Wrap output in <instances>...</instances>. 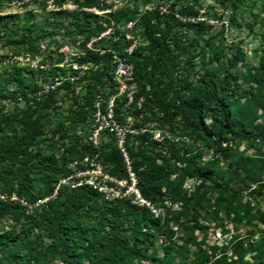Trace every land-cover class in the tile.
I'll use <instances>...</instances> for the list:
<instances>
[{
  "label": "trees",
  "instance_id": "trees-1",
  "mask_svg": "<svg viewBox=\"0 0 264 264\" xmlns=\"http://www.w3.org/2000/svg\"><path fill=\"white\" fill-rule=\"evenodd\" d=\"M11 1L0 0V11ZM31 1L41 19L34 9L0 14V41L11 50L10 61L0 56V194L6 196L0 226L8 222L0 229V264H264L263 235L255 241L234 233L210 248L204 237L206 222L264 225V35L251 58L224 36L226 24L239 25L244 8L254 7L251 0H214L203 12L176 8V1L166 11L136 0L119 7L110 0H51L52 9L47 0ZM128 32L138 39L129 55L137 90L126 112L144 119L121 147L111 133L97 148L85 140L86 128L98 96L104 108L117 91L112 55L125 54ZM58 34L81 38L73 61L84 70L60 65L62 57L36 70L18 65V56ZM7 98L15 106L3 111ZM126 102V95L115 96L120 124ZM150 122L179 132L181 140L155 139ZM242 142L256 153L240 151ZM201 143L212 150L208 159ZM124 152L140 194L161 214L129 197L105 199L88 184L72 186L78 178L69 163L85 156L128 178ZM61 178L68 183L58 185ZM243 192L253 200L244 201Z\"/></svg>",
  "mask_w": 264,
  "mask_h": 264
},
{
  "label": "rangeland",
  "instance_id": "rangeland-1",
  "mask_svg": "<svg viewBox=\"0 0 264 264\" xmlns=\"http://www.w3.org/2000/svg\"><path fill=\"white\" fill-rule=\"evenodd\" d=\"M29 1L28 6L25 8L22 6L21 2L17 0H12L11 3L8 6H5L1 9L0 14H8V13H23L26 9H34L35 14H37L38 19H41L40 16L42 15L40 12V9L37 5V3H33L31 0H24ZM31 1V2H30ZM42 1V0H39ZM114 3V7H119L121 4H132L131 0H110ZM138 3H142L143 1H146L145 8L153 7L154 5H160L159 7L167 8L169 5L176 1L178 5L176 8H179L180 5H193L195 8L200 9L201 12H203L205 7L207 5L214 4V0H136ZM250 1V0H249ZM253 1V0H251ZM251 1L248 3L249 5L254 6L253 8H244L247 10H244V13L239 17V25H225V39L227 43H240L241 47L245 51V53L248 55L249 58H251V50L254 47L259 46L261 43L262 36L264 35V0H254L255 3H251ZM48 8L52 9L53 6L51 4V0H47ZM68 8H73V5L67 4ZM216 8L219 7L218 4H215ZM141 7V6H140ZM143 7V6H142ZM141 7V8H142ZM143 9V8H142ZM206 14V13H205ZM204 15V17H208L210 15V12H208V15ZM257 17H256V16ZM223 19L225 22L227 21V16L223 15ZM249 24L253 26V30L249 29ZM216 27H220L221 23L216 22ZM127 28V27H125ZM129 29V28H128ZM130 30V29H129ZM129 35H132V32L129 33ZM80 41L81 38H76L75 42H73L69 37H62L61 34H58L53 37H46L43 40H41L39 46L36 49V52L33 53H27L24 56L20 55L18 56L17 63L20 66H24L27 69H34L36 70L39 67H48L49 59L51 58L53 61H56L60 57H62L60 65H69L74 55L79 54L80 52ZM89 43V42H88ZM0 56H2L3 64L10 61L11 56V50L4 46L3 41H0ZM2 70V66L0 64V72ZM47 85V84H46ZM76 92L80 90V86H77L75 88ZM61 95V94H60ZM70 100L65 98L64 101H60L59 105L61 106L62 110H66L69 106ZM1 105H3V111H10L14 109V102L12 99L7 98L6 100H3L1 102ZM129 112V111H128ZM126 112V114L128 113ZM129 117L127 118V123L124 127V129H128L130 133L135 134V129L133 128V125L135 123L142 122V119L144 117L142 116H134L128 114ZM102 119V118H101ZM90 121V120H89ZM147 127H150L153 132V137H157V140H160L163 135L168 137V140H181V137L179 135V132L175 131L174 133L170 132L168 128H158L157 124L155 123H148ZM79 131V130H78ZM118 134L120 137L123 136L124 131L119 128ZM127 131V130H126ZM90 126L86 128L85 133V140L89 139L90 137ZM109 134L101 133L98 136V144L107 142L110 140ZM199 148L203 150V157L204 159H208L211 156L212 150L208 149L204 144H199ZM238 148L240 151H244L245 154H255L256 153V147L255 145H249L246 142H242L238 145ZM262 150L264 151V146H262ZM97 163V162H96ZM69 167L74 169V176H91L94 178L96 174L99 172L100 167L98 166H84L82 169L73 168L74 166L69 163ZM103 179V180H102ZM263 179H264V173H263ZM102 181H104V177L101 178ZM68 178H61L58 183L64 184L68 183ZM264 181V180H263ZM119 185L124 184V181L121 180L120 182H117ZM134 181L131 182L130 185L127 186L126 190L127 193L132 196L133 198H136V190L135 186L133 185ZM254 186V185H253ZM248 191V190H247ZM244 195V201L247 199L253 200V197H249L246 192H243ZM159 210V209H158ZM160 211V210H159ZM162 213V210H161ZM208 226L206 235L204 237L206 238L207 246L210 248L211 246H218L221 247L223 241H225L226 237H228L229 233L235 232L239 233L240 235H244L246 238H253V240H259L261 237L264 236V225L258 224L257 227H254L251 225L244 226L243 224H237L233 221L226 222L225 226L219 227L215 222H206L205 223ZM0 229H6L8 227V222L4 221L1 223ZM253 231V233L251 232ZM263 235V236H261ZM218 254H216L214 257L211 258V261L218 257L221 252L217 251Z\"/></svg>",
  "mask_w": 264,
  "mask_h": 264
},
{
  "label": "built area",
  "instance_id": "built-area-1",
  "mask_svg": "<svg viewBox=\"0 0 264 264\" xmlns=\"http://www.w3.org/2000/svg\"><path fill=\"white\" fill-rule=\"evenodd\" d=\"M162 11H166L165 8L163 7H159ZM133 23L129 22L126 27L131 29L132 28ZM110 29H108L107 31L103 32L101 34V36L97 37V38H93L91 39V41H89V43H87V46L90 47L92 44V41L108 35L109 34ZM130 32L127 33V38L132 40V43L127 46L125 48V54L124 55H118V54H113L112 55V62L114 63V68L112 71V77H113V81L116 85V93L111 95L108 99V103L104 106V108H101V99L100 96H98L99 98H97L95 104H94V112L91 115L90 118V137L89 139H87L86 141L90 144H92L94 147H100V145L102 143L99 142L98 144V136L101 133H106V134H110L113 133L114 136L117 138V142L118 145L121 147L122 142L125 138V134L127 131H129L128 129H124L126 123H127V118L129 117L128 114H126V109H130V105L129 103L132 101L134 93L137 90V86H136V82L133 78V64L129 59V55L132 53L133 49L137 46L138 44V39L133 37V34L130 36L129 35ZM71 65L72 68L74 69H81L84 70L87 66L86 65H78L76 62H74L72 60V62L69 64ZM71 80L74 79V77H70ZM126 95L127 97V102L125 103V105L123 106V110L125 111V115H124V123L120 124L119 121L117 120V118L115 117V108H114V100H115V96H120V95ZM102 118V119H101ZM121 128L124 131V134L122 137H120V135L118 134V129ZM127 130V131H126ZM155 139H157V137H154ZM122 150H124L122 148ZM124 160H125V166H126V171L128 174V178H117L115 176H112L108 173V171L106 170L105 166L98 162L97 160H95L94 157H89V156H85L82 161L77 162V161H73L70 164L73 165V168H76V165L78 163H80L81 165L84 166H98L99 172L96 174V176L91 177V176H74L77 177L78 180L72 184V186L75 185H81V184H88L94 188H96L98 191L101 192V194L104 196L105 199H113V198H117V197H129L131 199V201L133 203H137L140 205H146L147 207H149L151 209V211L157 216L159 214H161V208H157L155 207L153 204H151V202H149L148 200L144 199L142 197V195L140 194V191L137 187V178L136 175L134 173V171L131 168V162L129 157L127 156V154L124 152ZM97 162V163H96ZM95 168V167H94ZM104 177V181L101 180V178ZM121 180L124 181V184L119 185L117 182H120ZM133 185L135 186L136 190L138 191V193L136 192V198H133L132 196H130L127 193V186L131 184V182H133ZM60 183H58L59 185ZM254 187V186H253ZM0 198L5 199L6 196L1 195L0 194ZM48 197L42 199V200H38L35 204H39L42 203L43 201H46ZM10 199H16L15 195H12L10 197ZM21 202L27 206V212L31 211V205L27 204L25 201L21 200ZM160 211H159V210ZM235 232L229 233L228 237H226L225 241H223L222 244H227L229 242V240L232 238L233 234Z\"/></svg>",
  "mask_w": 264,
  "mask_h": 264
}]
</instances>
